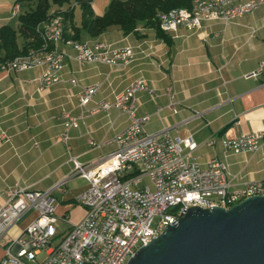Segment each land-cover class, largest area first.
Wrapping results in <instances>:
<instances>
[{
  "label": "crops",
  "instance_id": "obj_1",
  "mask_svg": "<svg viewBox=\"0 0 264 264\" xmlns=\"http://www.w3.org/2000/svg\"><path fill=\"white\" fill-rule=\"evenodd\" d=\"M111 2L91 0V7L97 16H103ZM17 4L20 12L34 7L27 0H0V30L5 26L18 29V16L12 14ZM163 34L166 36H157L145 25L127 36L119 29L105 31L96 39L83 33L79 40L82 43L132 48V64L126 68L79 65L75 50L62 43L58 50L65 55L63 81L44 89L38 82L42 68L20 73L0 71V206L6 202V192L17 183L37 192H50L55 200L61 198L68 205L64 210L56 209L58 218L68 216L72 223L80 221L85 210L75 204V199L89 183L73 174L75 161L86 166L103 163L118 149L114 139L128 122V117L114 107L95 115L85 112L103 101H112L114 94L127 91L140 79L154 92L135 95L137 115L149 116L144 123L147 134L168 129L173 138L190 137L198 145L194 161L206 167L210 159L217 157L227 167L231 191L264 181V144L255 153H228L222 147L225 139L264 131V72L255 79L247 77L264 63V3L229 26L210 22L196 33L184 28L176 35ZM73 79L77 85L72 84ZM94 85L99 92L83 112L77 98L82 89ZM169 87L175 93L174 112L168 109ZM63 110L78 123L69 129L67 144L59 141ZM210 141L215 145L208 146ZM34 217L33 212L20 218L7 237H18ZM4 246L5 242L0 244V261ZM46 255L43 250L37 258L42 260Z\"/></svg>",
  "mask_w": 264,
  "mask_h": 264
},
{
  "label": "built area",
  "instance_id": "obj_2",
  "mask_svg": "<svg viewBox=\"0 0 264 264\" xmlns=\"http://www.w3.org/2000/svg\"><path fill=\"white\" fill-rule=\"evenodd\" d=\"M263 3L264 0H195L191 9H171L158 14L157 20L163 33L176 35L184 28L196 33L210 22L229 26L237 17L256 11ZM19 8V4L15 5L12 14L18 16ZM62 20V15L51 11L50 19L38 28L40 47L2 63L0 71L20 73L42 68L38 78L40 88L60 84L65 55L58 46L62 43L75 50L79 65L95 63L126 68L132 64L135 51L130 47L65 41ZM263 70L261 63L247 77L258 78ZM71 82L77 85L75 79ZM98 92L96 85L82 89L77 100L83 112ZM138 92L154 95L140 79L127 91L114 94L112 101H103L85 112L95 115L114 107L128 117V122L114 139L118 149L103 163L86 166L75 161L73 174L89 183L88 189L75 199V204L85 210L80 221L58 232V221L68 223L69 218H58L56 201L50 192H37L17 183L6 192V202L0 206V244L5 242L0 264H128L141 247L163 234L166 226L177 224L192 206L230 209L244 199L264 196V181L244 184L241 189L231 191L227 167L217 157L210 159L206 167L198 165L193 157L198 145L190 137L173 138L168 129L147 134L144 123L149 116L137 115ZM166 92L171 101L168 109L174 112V90L169 87ZM60 119L64 123L59 141L67 144L69 129L77 126V118L63 110ZM2 136L9 141L6 134ZM207 144L211 147L215 142ZM263 144L264 131L222 141L223 149L234 154L255 153ZM33 212L36 218L18 237L9 239L6 234L13 225ZM43 250L47 255L38 260Z\"/></svg>",
  "mask_w": 264,
  "mask_h": 264
},
{
  "label": "water",
  "instance_id": "obj_3",
  "mask_svg": "<svg viewBox=\"0 0 264 264\" xmlns=\"http://www.w3.org/2000/svg\"><path fill=\"white\" fill-rule=\"evenodd\" d=\"M128 264H264V196L231 206L191 207Z\"/></svg>",
  "mask_w": 264,
  "mask_h": 264
},
{
  "label": "trees",
  "instance_id": "obj_4",
  "mask_svg": "<svg viewBox=\"0 0 264 264\" xmlns=\"http://www.w3.org/2000/svg\"><path fill=\"white\" fill-rule=\"evenodd\" d=\"M27 1L34 4V7L19 11L18 29L5 26L0 30V65L40 47L42 40L38 28L50 19L51 11L63 16L65 41L77 43L83 33L96 39L111 29H119L127 36L136 33L140 25L154 29L157 36L165 37L160 31L157 15L171 9H191L195 0H112L103 16L93 12L91 0ZM78 8L81 18L76 25L75 10Z\"/></svg>",
  "mask_w": 264,
  "mask_h": 264
},
{
  "label": "rangeland",
  "instance_id": "obj_5",
  "mask_svg": "<svg viewBox=\"0 0 264 264\" xmlns=\"http://www.w3.org/2000/svg\"><path fill=\"white\" fill-rule=\"evenodd\" d=\"M75 13H76V18H77V19H75V21L78 23L79 18H81V12H80L79 8L75 10ZM60 199L61 198H59L58 200H55L56 201V204L54 205L55 206V210L58 207H60L61 209L64 210V208H66L65 206L68 205V203H65V202L62 203ZM64 214H63V216H64ZM61 217H62V215H61ZM57 224H58V226H57L58 232H61V231L63 232V231H65V230H67L69 228V224H73V223L70 220L68 221V223H66L64 221H61V219H60Z\"/></svg>",
  "mask_w": 264,
  "mask_h": 264
}]
</instances>
